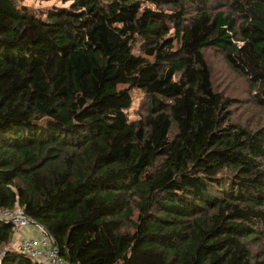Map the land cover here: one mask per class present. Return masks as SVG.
Listing matches in <instances>:
<instances>
[{"label":"trees","instance_id":"trees-1","mask_svg":"<svg viewBox=\"0 0 264 264\" xmlns=\"http://www.w3.org/2000/svg\"><path fill=\"white\" fill-rule=\"evenodd\" d=\"M24 1L0 0V209L71 264H264V123L234 120L206 55L264 110V0Z\"/></svg>","mask_w":264,"mask_h":264},{"label":"rangeland","instance_id":"rangeland-1","mask_svg":"<svg viewBox=\"0 0 264 264\" xmlns=\"http://www.w3.org/2000/svg\"><path fill=\"white\" fill-rule=\"evenodd\" d=\"M24 2L32 9L43 13L57 6H69L71 0H25ZM206 55L208 63L213 70L215 86L227 95L237 99L240 98L239 100H241V106H234L232 109L234 120L240 124H245V122L255 124L257 120L264 123V110L253 107L254 103L250 98L246 80L238 76L219 54L207 51ZM141 101L142 99H138L130 110L131 118L135 119L139 117L138 111ZM50 122L51 120L46 118L40 122V125L46 128ZM23 231L25 235H37L38 233L32 231V228H24ZM17 241L18 238H12L10 244L0 246V256L6 248H15Z\"/></svg>","mask_w":264,"mask_h":264},{"label":"built area","instance_id":"built-area-1","mask_svg":"<svg viewBox=\"0 0 264 264\" xmlns=\"http://www.w3.org/2000/svg\"><path fill=\"white\" fill-rule=\"evenodd\" d=\"M0 220L15 224L13 238H18L14 249L30 256L40 264H71L60 254L55 240L48 235V231L25 210L17 204L13 209H0ZM32 228L38 235H25L23 229Z\"/></svg>","mask_w":264,"mask_h":264},{"label":"water","instance_id":"water-1","mask_svg":"<svg viewBox=\"0 0 264 264\" xmlns=\"http://www.w3.org/2000/svg\"><path fill=\"white\" fill-rule=\"evenodd\" d=\"M39 224V223H38ZM40 225V224H39ZM48 235L50 236V237H52V235L48 232ZM53 238V237H52Z\"/></svg>","mask_w":264,"mask_h":264},{"label":"crops","instance_id":"crops-1","mask_svg":"<svg viewBox=\"0 0 264 264\" xmlns=\"http://www.w3.org/2000/svg\"><path fill=\"white\" fill-rule=\"evenodd\" d=\"M37 235L39 236V234L37 233Z\"/></svg>","mask_w":264,"mask_h":264}]
</instances>
